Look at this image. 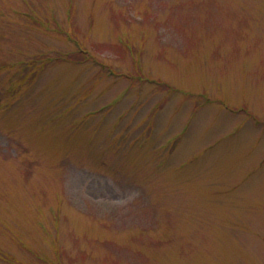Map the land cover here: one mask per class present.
<instances>
[{
    "label": "rangeland",
    "instance_id": "1",
    "mask_svg": "<svg viewBox=\"0 0 264 264\" xmlns=\"http://www.w3.org/2000/svg\"><path fill=\"white\" fill-rule=\"evenodd\" d=\"M0 264H264V0H0Z\"/></svg>",
    "mask_w": 264,
    "mask_h": 264
}]
</instances>
